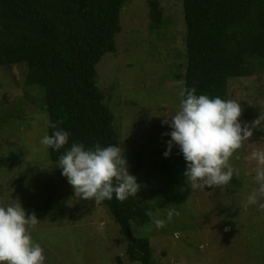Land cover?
Returning a JSON list of instances; mask_svg holds the SVG:
<instances>
[{
	"label": "rangeland",
	"instance_id": "obj_1",
	"mask_svg": "<svg viewBox=\"0 0 264 264\" xmlns=\"http://www.w3.org/2000/svg\"><path fill=\"white\" fill-rule=\"evenodd\" d=\"M157 2L162 21L151 29L147 0H124L114 50L95 64L117 144L140 185L134 197L145 212L129 220L130 231L147 239L149 264H264V198L244 206L258 187L256 163L248 156L264 150V122L230 159L238 175L229 185L190 188L178 146L163 155L171 129L162 121L176 114L182 100L181 0ZM24 75L23 63L0 66V197L6 201L0 205H12L18 193L26 213H35L39 222L31 234L44 249V264H139L128 260L126 237L103 202L76 197L58 160L49 159L40 143L47 121L43 91L25 85ZM229 99L240 103L241 124L251 125L264 115V74L256 70L228 82ZM169 208L179 215L156 228L153 221Z\"/></svg>",
	"mask_w": 264,
	"mask_h": 264
},
{
	"label": "trees",
	"instance_id": "obj_2",
	"mask_svg": "<svg viewBox=\"0 0 264 264\" xmlns=\"http://www.w3.org/2000/svg\"><path fill=\"white\" fill-rule=\"evenodd\" d=\"M123 4L124 0H0V66L23 63L24 84L43 91L46 134L53 131L49 121L59 122L58 129L70 133L64 148H47L51 160L57 161L74 142L86 149L118 145L110 106L94 76L96 62L114 50ZM147 6L148 26L153 29L162 21L161 11L157 0H147ZM181 7L182 91L195 87L197 95L225 100L228 82L256 70L264 74V0H181ZM17 194L10 200L24 206ZM102 202L126 237L128 260L149 264L147 239L133 236L129 225L134 216L141 218L142 206L134 196L121 202L115 194Z\"/></svg>",
	"mask_w": 264,
	"mask_h": 264
},
{
	"label": "clouds",
	"instance_id": "obj_3",
	"mask_svg": "<svg viewBox=\"0 0 264 264\" xmlns=\"http://www.w3.org/2000/svg\"><path fill=\"white\" fill-rule=\"evenodd\" d=\"M196 93L195 87L185 88L179 110L162 121V125L171 129L165 134L170 140L163 155L168 157L173 145L178 146L186 162L184 176L191 189L227 186L238 175L230 159L249 141L253 129L264 122V115L251 125H242L239 102ZM58 123L48 122L53 131L40 141L46 149L58 151L69 142L70 133L58 129ZM248 159L256 163L254 180L258 187L247 196L245 207L264 198V150L253 149ZM57 167L62 169L61 175L67 178L74 195L83 200H111L115 194L123 202L140 189L136 177L128 171L124 150L119 145L102 148L97 144L86 149L82 143L74 142L59 156ZM259 207L264 209V203ZM174 215L179 212L169 208L165 218L153 223L156 228H163ZM38 222L35 213L27 214L19 202L0 205V264H44V249L31 234Z\"/></svg>",
	"mask_w": 264,
	"mask_h": 264
}]
</instances>
